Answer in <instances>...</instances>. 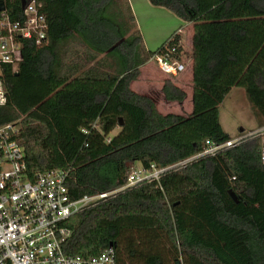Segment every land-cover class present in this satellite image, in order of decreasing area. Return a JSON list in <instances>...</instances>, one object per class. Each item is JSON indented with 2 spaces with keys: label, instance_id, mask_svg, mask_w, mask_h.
I'll use <instances>...</instances> for the list:
<instances>
[{
  "label": "trees",
  "instance_id": "1",
  "mask_svg": "<svg viewBox=\"0 0 264 264\" xmlns=\"http://www.w3.org/2000/svg\"><path fill=\"white\" fill-rule=\"evenodd\" d=\"M23 1L6 0L13 21ZM37 1L47 36L40 45L24 41L16 69L2 67L8 103L0 125L19 127L30 176L70 170L71 199L124 185L136 164L168 167L207 141L229 140L220 108L233 88L244 89L264 126V0H149L193 25L191 52L182 29L148 50L129 0ZM165 52L192 62L187 116L163 115L131 89ZM162 91L171 102L187 97L171 79ZM262 144L250 137L74 215L66 253L97 256L113 246L117 264H264Z\"/></svg>",
  "mask_w": 264,
  "mask_h": 264
},
{
  "label": "built area",
  "instance_id": "2",
  "mask_svg": "<svg viewBox=\"0 0 264 264\" xmlns=\"http://www.w3.org/2000/svg\"><path fill=\"white\" fill-rule=\"evenodd\" d=\"M5 9L0 11V107L8 103L2 79V67L15 69L23 59L25 40L42 44L47 36V20L43 4L29 0L22 18L13 21ZM174 51V50H173ZM162 73L177 76L186 66L169 52L153 56ZM19 127L15 123L0 125V264H117V252L110 246L97 256H75L64 246L72 236L67 226L74 215L96 203L115 197L144 183L159 182L170 171H182L196 160L215 157L234 148L250 137L263 138L261 163L264 165V127L258 132L239 134L214 144L207 141L197 155L164 168L152 164L149 168L133 166L126 183L111 191L73 200L69 194L70 170H51L28 174L24 148L16 139Z\"/></svg>",
  "mask_w": 264,
  "mask_h": 264
},
{
  "label": "crops",
  "instance_id": "3",
  "mask_svg": "<svg viewBox=\"0 0 264 264\" xmlns=\"http://www.w3.org/2000/svg\"><path fill=\"white\" fill-rule=\"evenodd\" d=\"M131 1H132V8H133V11H134L135 16H136L138 29L140 30V32L142 34V37L144 39L145 45H146L148 50L155 51L159 46H161L165 41H167L175 31L182 29L180 32H182L183 43H184L185 49L189 52L192 51V38H193V32H194L192 24L185 23L184 21L179 19L177 16H175L173 13H171L170 11H168L165 8L152 6L150 4L149 0H131ZM185 32H187L188 35ZM147 65H148V63L141 68V75L136 81L132 82L131 89L139 95L146 96V97H149L152 100H154L158 111L163 115L176 114V115L187 116V115L191 114L193 111V103H192L193 67H192V62L189 61L186 64V67H187L186 72H188L186 79L190 83L189 95H188L186 88L183 86L182 82L184 80L181 76L178 78V79H180V81L176 84L183 91H185V93L187 95L186 99L190 98V101H191L190 111L186 115L182 114L181 112H178V113H172L171 112V110H173V108L171 109L172 106L178 105V107H180V109H181V105L185 101L183 103L168 101L165 98V95L162 91L164 82L163 81L161 82L160 78L159 79L154 78L151 75L152 73L146 70V68L148 67ZM145 73H146V76H144ZM183 73H185V72H183ZM183 73H181V74H183ZM139 81H142L145 83H150V84H153L155 86L159 85V87L161 88V96H160V99L162 100L161 106L158 105V103L155 100V97L152 96L151 94H149L147 90L137 86ZM233 89H235V88H233ZM239 89H242V88H239ZM243 91H244V89H243ZM243 93L245 94V91ZM245 96H246V94H245ZM240 97H241V94H239L237 97L233 98L232 103L239 106V108H243V110H247V108L249 109V106H250L251 111L253 113V109H252L250 103H249V106L245 102H244L245 103L244 105H241L243 98L241 97L242 98L241 99ZM253 115L255 116V122H254L255 124L253 123L254 125L253 124L248 125L246 123L247 126L250 127V129H245L244 127L243 128L241 127L239 130H242V129H244L243 131H246V130L254 131L255 130V125H256V123H258V121H257L256 115L254 113H253ZM220 121H221V125H222L224 131L227 134H229L230 137H235L238 135V132H242L239 130L238 131H236V130L232 131L233 129L231 128L230 119L222 116V113L220 116ZM224 126H227L228 129H227V127H224ZM261 127H264V126H261Z\"/></svg>",
  "mask_w": 264,
  "mask_h": 264
},
{
  "label": "rangeland",
  "instance_id": "4",
  "mask_svg": "<svg viewBox=\"0 0 264 264\" xmlns=\"http://www.w3.org/2000/svg\"><path fill=\"white\" fill-rule=\"evenodd\" d=\"M129 3H130V6L132 7V1L131 0L129 1ZM132 10H133V8H132ZM185 33L188 35L187 32H185ZM147 66H146L147 67L146 70L151 72L152 73L151 75L154 78H158V79L160 78L161 82L162 81L164 82L166 79H171L172 82L177 84L180 81V79H178V78L181 76L183 78V80H184L182 82L183 86L186 88V90L188 92V95H189L190 83L186 79V77L188 75V72H186L187 67L185 68L186 69L185 73H183L181 75L179 74V75L174 77V76H169V75H166V74L162 73L160 71L159 66L156 63V61L150 60V62L148 63ZM144 76H146V73H145ZM137 86L147 90L149 94H151L152 96L155 97V100L158 103V105L161 106V103H162V100L160 99L161 88L159 87V85L155 86V85L150 84V83H145V82L139 81ZM243 92H244L243 89H239V88L233 89L231 91V93L228 94V96L225 98V100H224V102H223V104L221 106V109H220V116H221V113H222V116L230 119L231 128L233 129L232 131H234V130L238 131L241 127L242 128L244 127L245 129H250V127L247 126V124L249 125V124H253L255 122V116L253 115L254 111L252 113L251 108L249 106V102H248V100H247V98H246V96H245V94ZM239 94H241V97L243 98L242 99L240 97L242 99V104L241 105H244L246 103L249 106V109L247 108V110H243V108H239V106H237L236 104L232 103L233 98L237 97ZM190 104H191L190 98H187L185 100V102L181 105V109H180V107H178V105L172 106L171 109L173 108V110H171V112L172 113L181 112L182 114L186 115L190 111ZM224 127H227V126H224ZM262 128L263 127L259 126L258 123H256L254 131H252V130L251 131H249V130L243 131L244 129H242V130H239V131H242V132H238V135L239 134H245V133L258 132ZM227 129H228V127H227ZM118 131H119V129H117L113 134L118 133ZM231 138H234V137H231ZM136 165L138 166L139 164H136Z\"/></svg>",
  "mask_w": 264,
  "mask_h": 264
},
{
  "label": "water",
  "instance_id": "5",
  "mask_svg": "<svg viewBox=\"0 0 264 264\" xmlns=\"http://www.w3.org/2000/svg\"><path fill=\"white\" fill-rule=\"evenodd\" d=\"M25 4H26V2L23 1V3H22L23 8L25 7ZM4 9H5V5H4L3 1H0V11H3ZM231 197L236 201V197L233 193L231 194ZM176 264H181V262L178 261Z\"/></svg>",
  "mask_w": 264,
  "mask_h": 264
}]
</instances>
